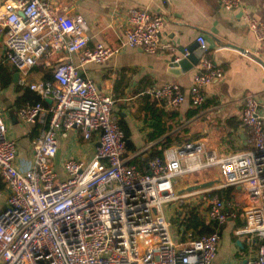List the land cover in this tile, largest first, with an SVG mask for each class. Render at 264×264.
Returning <instances> with one entry per match:
<instances>
[{"label": "built area", "instance_id": "1", "mask_svg": "<svg viewBox=\"0 0 264 264\" xmlns=\"http://www.w3.org/2000/svg\"><path fill=\"white\" fill-rule=\"evenodd\" d=\"M219 3L227 10L241 7L240 0ZM242 17L264 51V21L246 12ZM126 20L124 45L147 53L160 48L165 26L161 15L134 7L128 9ZM0 32L3 61L17 70L18 84L36 97L19 106L17 115L38 129L31 141V158L19 167L17 143L7 135L0 114V177L9 189L0 213V264H214L219 227L236 215L222 190L236 185L245 190L247 202L241 208L243 227L234 234L246 235L247 243L257 245L256 254L244 264H264V117L254 95L245 96L241 113L249 131V149L222 157L209 154L200 163L203 145L188 142L165 158L151 157L141 170L132 162L137 153L126 155V136L113 112L114 99L99 93L96 84L79 73L80 66L107 60L117 48L102 43L87 48L84 17L58 13L45 0H3ZM196 41L206 52L204 37L199 35ZM57 52L67 56L47 62L51 79L26 81L28 70L42 56ZM76 52L80 54L75 64L69 56ZM188 54L183 50L175 61ZM220 76L213 59L202 57L187 87L190 105L201 106L205 86ZM152 93L171 106L185 98L176 82H167ZM74 127L85 138L98 133L99 144L89 161L64 160L62 177L53 163L57 133ZM189 162L197 167L217 165L223 181L194 191L201 195L204 218L214 224L212 230L196 234L186 217L175 237L165 207L184 202L186 196L175 192L173 179L192 169Z\"/></svg>", "mask_w": 264, "mask_h": 264}, {"label": "crops", "instance_id": "2", "mask_svg": "<svg viewBox=\"0 0 264 264\" xmlns=\"http://www.w3.org/2000/svg\"><path fill=\"white\" fill-rule=\"evenodd\" d=\"M45 1L58 13L80 14L84 17L88 25L87 48L102 43L118 49L107 60L80 66L79 73L91 79L99 93L114 99L113 112L126 136V155L137 153L132 162L139 169L147 168L150 157L158 155L165 158L188 142L203 145L205 152L199 155L200 163H204L209 154L222 157L250 148L249 131L241 122V113L245 96L252 94L259 101V112L264 117V51L260 50L242 15L246 12L264 21V0H240L241 7L234 10L223 8L219 0ZM2 2L0 0V8ZM134 7H147L151 13L159 14L165 20L160 33V48L154 53L124 45L125 32L129 27L126 14L128 9ZM199 35L204 37L207 44V51L202 57L212 58L221 69V76L205 86V102L193 107L187 87L202 57L197 65L176 76L168 73L167 68L173 55H182L181 49L191 52L189 49L195 47ZM4 51V35L0 32V73L6 77L8 71L14 70L12 80L1 85L0 114L7 135L17 143L16 165L23 167L31 158V141L38 129L24 124L17 115V109L24 103L32 102L35 95L27 87L18 84L19 75L14 79L17 70L3 61ZM79 54H70V61L78 63ZM66 56L63 52L42 56L28 70L26 81L49 79L47 77L51 76L52 67L47 62L54 63ZM167 82L182 86L185 98L177 106L169 105L165 99H157L152 93ZM57 138L58 147L53 163L62 177L64 160L89 161L99 144L98 133L85 138L77 127L64 134L58 132ZM195 164L189 162V165H193L192 169L173 179L175 192L186 196L184 202L180 205L178 202L169 203L165 207L175 237L182 228L180 220L186 217L195 215L209 224L210 228L214 227L213 223L205 221L206 212L201 204V195L194 191L214 188L223 181V176L217 165L197 167ZM8 194L9 189L0 177V213L6 206ZM222 194L224 200L234 207L236 215L229 217L219 227V248L214 264H244L256 254L257 249V245L246 242V235L234 234L237 228L243 227L241 208L247 202V194L240 185L223 189ZM199 229L200 226L196 230ZM224 230L231 245L228 246L227 256L222 257ZM232 237H235L234 241Z\"/></svg>", "mask_w": 264, "mask_h": 264}, {"label": "water", "instance_id": "3", "mask_svg": "<svg viewBox=\"0 0 264 264\" xmlns=\"http://www.w3.org/2000/svg\"><path fill=\"white\" fill-rule=\"evenodd\" d=\"M195 47H197L196 50H195ZM195 47L193 46L192 48H190L189 50H191V52H189L187 56L181 57L177 62L175 61V58L177 56L173 55L170 59L167 72L176 76L182 72H185L191 69L193 66L197 65L199 59L202 57L205 51L199 47L198 43H196ZM183 50L184 49H181V54H183ZM17 76H18V73L16 72L14 74V79Z\"/></svg>", "mask_w": 264, "mask_h": 264}, {"label": "trees", "instance_id": "4", "mask_svg": "<svg viewBox=\"0 0 264 264\" xmlns=\"http://www.w3.org/2000/svg\"><path fill=\"white\" fill-rule=\"evenodd\" d=\"M13 72H14L13 69H12V71H8L6 77H3L1 75V73H0V81H1V85L2 86H4L5 84L9 83L12 80ZM47 78L51 79L52 78V74H51V76L49 75ZM35 99H36V97H35ZM188 222H189L188 223V227H193L195 232L197 231L196 230L197 227L200 226V229L197 231V234L203 233V232H210L212 230V228H210L209 224H206V223L202 222L200 220V218H198L195 215L192 216V218H189ZM237 226H239V225H237ZM232 238L234 239L235 237H232ZM241 244L245 248V245L243 243H241Z\"/></svg>", "mask_w": 264, "mask_h": 264}, {"label": "rangeland", "instance_id": "5", "mask_svg": "<svg viewBox=\"0 0 264 264\" xmlns=\"http://www.w3.org/2000/svg\"><path fill=\"white\" fill-rule=\"evenodd\" d=\"M180 193L181 192H178V194H180ZM172 203H175V202H171L170 204H172ZM187 211H188V209H187ZM180 223H182V220H180ZM233 241H234V239H233ZM230 245L231 244L228 243V239H227V235H226V230H224V233L222 235V245H221V255H222V257L227 256V254L229 253V247L228 246H230ZM251 249H252V251H254V248H251Z\"/></svg>", "mask_w": 264, "mask_h": 264}]
</instances>
